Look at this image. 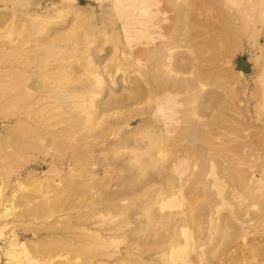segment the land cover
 I'll return each mask as SVG.
<instances>
[{
    "label": "rangeland",
    "instance_id": "rangeland-1",
    "mask_svg": "<svg viewBox=\"0 0 264 264\" xmlns=\"http://www.w3.org/2000/svg\"><path fill=\"white\" fill-rule=\"evenodd\" d=\"M263 2L0 0V264H264Z\"/></svg>",
    "mask_w": 264,
    "mask_h": 264
},
{
    "label": "bare ground",
    "instance_id": "bare-ground-1",
    "mask_svg": "<svg viewBox=\"0 0 264 264\" xmlns=\"http://www.w3.org/2000/svg\"><path fill=\"white\" fill-rule=\"evenodd\" d=\"M264 3V2H263ZM263 7V6H262ZM260 9V8H259ZM53 93V92H52ZM54 96V95H53ZM81 263H83V262H81Z\"/></svg>",
    "mask_w": 264,
    "mask_h": 264
}]
</instances>
